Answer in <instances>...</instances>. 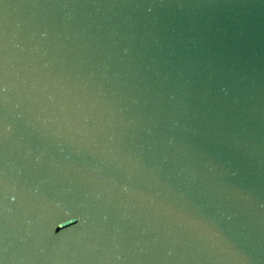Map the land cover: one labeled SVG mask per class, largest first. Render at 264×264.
<instances>
[{
    "label": "water",
    "instance_id": "1",
    "mask_svg": "<svg viewBox=\"0 0 264 264\" xmlns=\"http://www.w3.org/2000/svg\"><path fill=\"white\" fill-rule=\"evenodd\" d=\"M0 264H264V0H0Z\"/></svg>",
    "mask_w": 264,
    "mask_h": 264
}]
</instances>
